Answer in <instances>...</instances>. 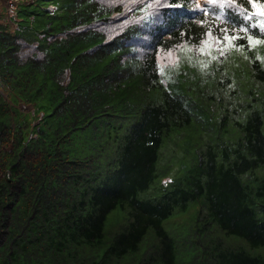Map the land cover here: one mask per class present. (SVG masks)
Returning <instances> with one entry per match:
<instances>
[{
	"label": "trees",
	"instance_id": "obj_1",
	"mask_svg": "<svg viewBox=\"0 0 264 264\" xmlns=\"http://www.w3.org/2000/svg\"><path fill=\"white\" fill-rule=\"evenodd\" d=\"M150 7L0 6V264H264V44L202 51L213 6Z\"/></svg>",
	"mask_w": 264,
	"mask_h": 264
},
{
	"label": "snow or ice",
	"instance_id": "obj_2",
	"mask_svg": "<svg viewBox=\"0 0 264 264\" xmlns=\"http://www.w3.org/2000/svg\"><path fill=\"white\" fill-rule=\"evenodd\" d=\"M247 3L251 5L254 13H247L245 9L240 7L238 0H206L204 7L197 3L195 8H191L187 0H154L148 13L141 18L140 24L142 30L149 25L167 24L169 20L163 11L165 8H189L196 15L207 18L209 6H213L212 19L200 21V26L205 31L201 36L194 38V43L198 42L202 51L211 52V50L215 49L223 53L226 48H243L245 45L251 47L257 44H264V39L259 38L260 34H264V0H247ZM231 12L237 13L243 19L239 22L233 20L230 15ZM253 15L262 19L253 23ZM244 21H248V23L245 24ZM187 23L188 21L181 19L169 30L172 31L184 27ZM257 28L260 31L254 35L253 30ZM149 35H151L150 32ZM181 35L183 36V34ZM153 48L155 49V46Z\"/></svg>",
	"mask_w": 264,
	"mask_h": 264
},
{
	"label": "rangeland",
	"instance_id": "obj_3",
	"mask_svg": "<svg viewBox=\"0 0 264 264\" xmlns=\"http://www.w3.org/2000/svg\"><path fill=\"white\" fill-rule=\"evenodd\" d=\"M19 1L20 0H0V6L1 5L6 6L7 9H8L6 14L4 15L5 19L9 18L11 14H15L16 13V11H17L16 5H17V3ZM137 1H141V0H137ZM142 1H147L151 5L154 3V0H142ZM205 2H206V0H198V4L201 7H204ZM48 9H49V11L53 12V8L52 7L48 8ZM12 26H14V24H12ZM177 59H178V57H177V51L176 50L168 51L167 53H165L163 55L162 63L173 64V63H175L177 61ZM184 60H185L186 63L188 62L186 56L184 57ZM14 105L18 106L16 103H14ZM27 109L28 110H26V111H30V110H33V107L31 105H29ZM151 192H152V189H149L148 191L140 193L139 197L146 198V197L154 196L155 193H151Z\"/></svg>",
	"mask_w": 264,
	"mask_h": 264
}]
</instances>
